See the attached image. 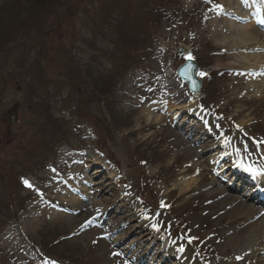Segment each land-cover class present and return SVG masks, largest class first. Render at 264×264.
<instances>
[{
	"label": "rangeland",
	"instance_id": "rangeland-1",
	"mask_svg": "<svg viewBox=\"0 0 264 264\" xmlns=\"http://www.w3.org/2000/svg\"><path fill=\"white\" fill-rule=\"evenodd\" d=\"M104 1L157 8L142 28L146 50L130 58L114 29L99 26ZM74 8L70 0H0V264H133L127 247L156 228L190 264L217 263L221 239L261 218L228 223L234 217L211 193L235 188L227 171L211 184L203 169L185 195L177 173L187 168L183 181L192 178L212 131L235 152L264 144V69L243 59L264 60V0H78ZM245 12L253 19L242 20ZM230 24H249L241 35L252 40L235 44ZM179 45L197 62L200 98L175 74ZM243 161L262 165L256 151ZM53 200L62 201L60 216L40 210ZM147 256L174 264L157 247Z\"/></svg>",
	"mask_w": 264,
	"mask_h": 264
},
{
	"label": "bare ground",
	"instance_id": "bare-ground-1",
	"mask_svg": "<svg viewBox=\"0 0 264 264\" xmlns=\"http://www.w3.org/2000/svg\"><path fill=\"white\" fill-rule=\"evenodd\" d=\"M241 18L242 20H246L249 18V16L246 13H243L241 15ZM248 25L249 24L238 27L235 26L233 29V25L230 24L231 30L235 31L237 35V37L233 38V41L235 44H239L240 47H243L241 46L242 44H247L252 40V37L241 35L243 33L251 32L250 29L252 28H247ZM225 32H227V29ZM243 59H245L246 61L253 60V62L248 65L252 66V69L258 70L259 72L261 70L263 71V55L251 56L250 59ZM246 61L244 63H247ZM190 99L194 101H192L190 105L186 104V106L189 107V109H191L192 111H196V108L192 107L191 105L195 104L197 100H195L191 96ZM208 139H211V145L208 149V155L196 156L191 163L196 174L193 173L192 178H190L189 181L185 182L183 180L189 176L187 175L188 169L183 168L177 173V178H180V181L176 183V186L179 188L180 193L183 195L191 190V186L194 183L198 182L197 176L203 169L207 170L206 174H208V177L211 180V184L216 183L217 180L218 183H220L221 180L223 181V179H221L222 174L227 170L228 173L230 171H233V169H236L237 172L241 171V168L243 167H240V165H245L243 163V157H246L248 155L249 158H254V153L256 151L259 155H261L262 158H264V144L260 145L259 143H257L254 147L250 145H244V147H242L243 145L238 144L236 150L237 152H235L233 148L230 147L231 142H227L228 140L225 141L223 137L219 136L214 131L210 133ZM238 167L240 169L237 170ZM254 168L260 169V167L258 166ZM103 169L108 171V177L110 178H116L118 175L116 170L110 168V166L107 164H104L102 170ZM262 176H264V174L254 176L249 173L235 179V186L240 185V187H243L241 186V184L245 186V188L243 187L244 193L240 192V190H238L237 188H232L229 189L230 192L224 193L220 197V194L217 193L220 189L218 191H216L218 188L212 190L211 193H216V195L214 196V200L218 199V202L216 203L218 207L223 209V213L228 210L229 212L227 213H230V215L234 217V220L231 221L230 218L228 223L235 222L236 224H240L249 218H261L257 226H253L249 229L247 227L242 228L235 234L228 233L226 236H224L220 241V245H218V248L222 250L221 254L223 256V259L215 264H264V180L260 181V177ZM246 182H249L252 186H249V184ZM227 184H230V181ZM61 194V197L64 198L66 197L67 192H63L62 189ZM61 202L62 201L60 200H53L51 202V208L48 205H42L40 210L46 208L48 215L56 213L55 216H60L62 213ZM80 202L81 201L77 200L76 205H79ZM146 235H148L149 237L144 238L143 240H141L140 238V240L135 243V250H132L133 245H130V248L127 247V252H130L132 250L130 253V260L133 264H147L143 262V259L146 258V254L152 247H157L159 255H164L166 257L174 256L176 264L192 263L188 262L187 259H184L185 257H181L179 255V249H175V245L169 244L167 242L168 238L165 237L159 229H151L148 233L144 234L143 237H145ZM113 241L118 242V238H115ZM226 248H231L232 252L229 253ZM139 253L142 254L141 257L138 255ZM106 255L109 259L115 261L118 256V252L106 251ZM149 264H153V262Z\"/></svg>",
	"mask_w": 264,
	"mask_h": 264
},
{
	"label": "trees",
	"instance_id": "trees-1",
	"mask_svg": "<svg viewBox=\"0 0 264 264\" xmlns=\"http://www.w3.org/2000/svg\"><path fill=\"white\" fill-rule=\"evenodd\" d=\"M72 1L75 3L74 9L76 10L78 8V0H70V3H73ZM104 3V11L102 6H98V8L100 7L98 14V17H100L99 26H108L114 29L113 34H116L118 39L121 38L124 40L122 44H119L130 58H133L136 51L138 53L140 48L146 50L151 43L150 34H146L143 37L142 28L145 25L148 26L147 24L151 22L149 14L154 16L158 11L157 8L154 6L149 9L146 5L141 7L142 4L139 6L137 3L132 8L118 6V4H122V1H116V5L107 3L106 1ZM151 26L156 28L154 24ZM123 60L126 59L123 58ZM85 74L88 77V70ZM113 81L114 78L110 77L105 82V85L109 88L114 87Z\"/></svg>",
	"mask_w": 264,
	"mask_h": 264
},
{
	"label": "water",
	"instance_id": "water-1",
	"mask_svg": "<svg viewBox=\"0 0 264 264\" xmlns=\"http://www.w3.org/2000/svg\"><path fill=\"white\" fill-rule=\"evenodd\" d=\"M176 53L178 55H182L183 53H186L184 62L181 65H179L176 70V75L186 83L190 93H192L194 96H201L200 93L201 81L196 76L197 64L193 58L188 59V57L191 56V51L187 49L185 46L180 45L176 49ZM12 113H13L12 114L13 117L15 118L16 116L15 111L12 110ZM13 120L10 119L9 123H12Z\"/></svg>",
	"mask_w": 264,
	"mask_h": 264
},
{
	"label": "snow or ice",
	"instance_id": "snow-or-ice-1",
	"mask_svg": "<svg viewBox=\"0 0 264 264\" xmlns=\"http://www.w3.org/2000/svg\"><path fill=\"white\" fill-rule=\"evenodd\" d=\"M188 59H192V57L189 56ZM199 75L203 76V75H205V73H199ZM240 167H243L245 171L250 172L254 176L264 174V168L256 169V168L252 167L251 165L245 166L243 164H241ZM24 183H25V185L31 187V185L29 184V182L27 180H25Z\"/></svg>",
	"mask_w": 264,
	"mask_h": 264
}]
</instances>
